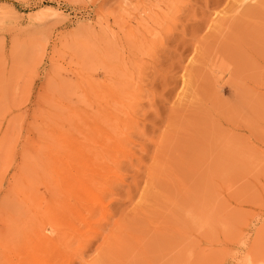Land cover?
<instances>
[{
    "label": "rangeland",
    "instance_id": "rangeland-1",
    "mask_svg": "<svg viewBox=\"0 0 264 264\" xmlns=\"http://www.w3.org/2000/svg\"><path fill=\"white\" fill-rule=\"evenodd\" d=\"M0 144V264H264V0H0Z\"/></svg>",
    "mask_w": 264,
    "mask_h": 264
},
{
    "label": "bare ground",
    "instance_id": "bare-ground-1",
    "mask_svg": "<svg viewBox=\"0 0 264 264\" xmlns=\"http://www.w3.org/2000/svg\"><path fill=\"white\" fill-rule=\"evenodd\" d=\"M67 109H68V107H67ZM78 109V108H77ZM63 112H65L64 110H66V109H64V107H63V109H61ZM82 110V109H81ZM80 109L77 111L78 112V114H77V118L76 119H78V124H76V126H77V129L79 128H83L84 126H88V127H90V126H92L93 124H94V116H93V114H90V113H85L86 111H81ZM61 111V112H62ZM60 113V112H59ZM63 119V118H62ZM62 121V120H61ZM69 122V121H68ZM60 124V123H59ZM55 125H56V123H55ZM51 126V125H50ZM59 126V125H58ZM61 126V125H60ZM56 127H57V125H56ZM93 127V126H92ZM91 127V128H92ZM53 128V127H52ZM58 128V127H57ZM87 128V127H86ZM76 129V130H77ZM52 130V129H51ZM76 130H75V133L78 135V137H79V132L77 133L76 132ZM81 130V129H80ZM48 131V130H47ZM57 131V130H56ZM79 131V130H78ZM55 135V134H54ZM60 135V134H59ZM53 137V136H52ZM51 137V138H52ZM67 137V136H66ZM47 138V137H46ZM58 141H59V139L58 138H56ZM61 139V138H60ZM67 140V139H66ZM48 141H50V140H48ZM48 141H46L47 142V145H48ZM61 141V140H60ZM74 141H76V140H74ZM82 142H84L85 140H81ZM45 142V143H46ZM112 142H113V144H115V142H114V140L112 139ZM53 143H54V141H53ZM80 143V142H79ZM86 143V142H85ZM84 143V144H85ZM88 143V142H87ZM108 143V142H107ZM57 144V143H56ZM90 144V143H89ZM101 144V143H100ZM113 144H112V146H111V149H113ZM87 145V144H86ZM0 146H1V144H0ZM49 146V145H48ZM51 146V145H50ZM49 146V148H50V150L52 149L51 147ZM53 146V145H52ZM91 146V145H90ZM92 146H95V145H92ZM38 148V147H37ZM42 148V147H41ZM101 148V147H100ZM99 148V149H100ZM3 149V148H2ZM60 149H61V147H60ZM108 149V148H107ZM7 150H8V148H7ZM94 150V149H93ZM48 151V150H47ZM27 152V151H26ZM37 152V151H36ZM61 152V151H60ZM86 152V151H85ZM89 152V151H88ZM70 153V152H69ZM70 154H72V153H70ZM99 153H97V152H95L94 153V155L97 157V155H98ZM61 155H63V153L61 154ZM61 155H59V157L61 156ZM52 156H54L53 154H52ZM76 156H78V155H76ZM27 157V156H26ZM35 157V156H34ZM45 156H43L42 158H44ZM57 157H58V155H57ZM33 159V158H32ZM48 159H49V157H48ZM63 159V158H62ZM42 160V159H41ZM105 160H107V159H105ZM116 161V160H115ZM48 162V161H47ZM50 162V161H49ZM97 162V161H96ZM107 162V161H106ZM110 162V161H109ZM45 163V162H44ZM46 164V163H45ZM60 164V163H59ZM107 164H108V162H107ZM106 164V165H107ZM112 164V163H111ZM62 165V164H61ZM66 165H68V164H66ZM73 165V164H72ZM93 165H94V162H93ZM110 165V164H109ZM108 165V166H109ZM50 166V165H49ZM103 166H104V164H103ZM93 167V166H92ZM45 168V167H44ZM49 168V167H48ZM104 168V167H103ZM103 168H102V172L104 171L103 170ZM87 169V168H86ZM105 169V168H104ZM45 170V169H44ZM52 170V169H51ZM51 170H49V171H51ZM110 171V170H109ZM52 172V171H51ZM51 172H48V173H50L51 174ZM90 172H91V170H90ZM106 173V172H105ZM109 173V172H108ZM111 173V172H110ZM73 174V173H72ZM56 175H58V173L56 174ZM64 175V174H63ZM97 175V174H96ZM52 176V175H51ZM94 176V175H93ZM56 178L58 177V176H55ZM96 177V176H95ZM59 178V177H58ZM57 178V179H58ZM55 179V178H54ZM51 181V180H50ZM56 181V180H55ZM94 181H95V179H94ZM57 182H58V180H57ZM43 183V182H42ZM89 183V182H88ZM58 184H60V183H58ZM58 184H56V186H58ZM66 184H67V182H66ZM65 184V185H66ZM75 184H76V182H75ZM87 184V183H86ZM72 185V184H71ZM44 186V185H43ZM46 186V185H45ZM44 186V187H45ZM51 186H53V185H51ZM90 186H91V184H90ZM47 189H49L50 187L47 185ZM61 187H62V185H61ZM56 188V187H55ZM59 188V187H58ZM66 188H68V186H66ZM70 188V187H69ZM44 189V188H43ZM51 189V188H50ZM57 189V188H56ZM55 189V190H56ZM61 189V188H60ZM71 189V188H70ZM76 189V188H75ZM38 190V189H37ZM37 190H34V191H37ZM51 190H53V192H54V189L52 188ZM73 190V189H72ZM45 191H46V189H45ZM49 191V190H48ZM47 191V192H48ZM58 191V190H57ZM50 192V191H49ZM52 192V191H51ZM50 192V193H51ZM61 192H64V191H61ZM86 192V191H85ZM49 193V194H50ZM55 193L56 192H54V196H55ZM109 193V192H108ZM43 194H45V192L43 193ZM84 194H87V193H84ZM59 195V194H58ZM57 195V196H58ZM68 195V194H67ZM47 196V195H46ZM56 196V197H57ZM85 196V195H84ZM50 197H51V194H50ZM61 197V196H60ZM86 197V196H85ZM93 197H94V195H93ZM53 198V197H52ZM58 198V197H57ZM46 199H48L49 200V196H48V198H46ZM54 199V198H53ZM44 201V200H43ZM78 202H80V201H78ZM45 203H47V202H45ZM49 203H50V201H49ZM54 203V202H53ZM65 203V202H64ZM68 203V202H67ZM66 203V204H67ZM87 203V202H86ZM98 203V202H97ZM48 204V203H47ZM56 205H58V203L56 204ZM68 205V204H67ZM73 205V204H72ZM71 205V206H72ZM85 205V204H84ZM75 206V205H74ZM73 206V207H74ZM55 207V206H54ZM58 207V206H57ZM59 208V207H58ZM76 208H77V206H76ZM77 210V209H76ZM47 211H45V213H46ZM60 212V211H59ZM58 212V213H59ZM57 213V212H56ZM32 214V213H31ZM34 214V213H33ZM56 215V214H55ZM31 216H33V218H34V215H31ZM36 217H37V215H35ZM4 217V216H3ZM63 217V216H62ZM72 217V216H71ZM80 217V216H79ZM28 218V217H27ZM31 218V217H30ZM60 218V217H59ZM42 219V218H41ZM47 219V218H46ZM81 219V218H80ZM28 220V219H27ZM32 220V219H31ZM34 220V219H33ZM78 220H79V218H78ZM36 221H38V220H36ZM85 221V220H84ZM23 223H24V221H22ZM26 222V221H25ZM29 222H30V220H29ZM28 222V223H29ZM39 222V221H38ZM37 222V223H38ZM69 222V221H68ZM82 222V221H81ZM86 223V222H85ZM72 224V223H71ZM14 225V224H13ZM30 225H31V223H30ZM29 225V226H30ZM36 225V224H35ZM49 226V225H48ZM79 226H80V224H79ZM36 227V226H35ZM78 227V226H77ZM49 228V227H48ZM50 228H52V227H50ZM57 229V228H56ZM93 229V228H92ZM33 230V229H32ZM53 230H55V228L54 229H51V231H53ZM77 230H78V228H77ZM86 230V229H85ZM34 231V230H33ZM57 231V230H56ZM31 232V231H30ZM57 232H59V231H57ZM44 233V232H43ZM77 233V232H76ZM33 239V238H32ZM57 239V238H56ZM106 239H107V237H106ZM105 239V240H106ZM110 239H112V238H110ZM59 240V239H58ZM36 241L38 242V243H36L37 245H39V246H41V247H45L46 248V246L48 247H50V245H52V238L51 237H49V235L48 236H46L45 234L44 235H40V234H38L37 235V238H36ZM33 242V241H32ZM106 242V241H105ZM36 245V246H37ZM48 247V248H49ZM39 248V247H38ZM51 248V247H50ZM49 248V249H50ZM35 250V249H34ZM33 250V251H34ZM48 251V250H47ZM51 251L52 250H50V252H49V254L51 253ZM53 251H54V249H53ZM73 251V250H72ZM72 251H70L69 250V252H72ZM44 252H46V251H44ZM73 253V252H72ZM76 255V254H75ZM16 259V258H15ZM19 259V258H18Z\"/></svg>",
    "mask_w": 264,
    "mask_h": 264
}]
</instances>
